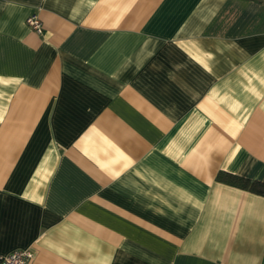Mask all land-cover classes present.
I'll list each match as a JSON object with an SVG mask.
<instances>
[{
	"label": "crops",
	"instance_id": "1",
	"mask_svg": "<svg viewBox=\"0 0 264 264\" xmlns=\"http://www.w3.org/2000/svg\"><path fill=\"white\" fill-rule=\"evenodd\" d=\"M219 171L264 181V0H0V254L264 264Z\"/></svg>",
	"mask_w": 264,
	"mask_h": 264
},
{
	"label": "built area",
	"instance_id": "2",
	"mask_svg": "<svg viewBox=\"0 0 264 264\" xmlns=\"http://www.w3.org/2000/svg\"><path fill=\"white\" fill-rule=\"evenodd\" d=\"M27 25L35 32H43V23L36 12L26 18ZM33 254L29 249H15L6 254H0V264H28Z\"/></svg>",
	"mask_w": 264,
	"mask_h": 264
},
{
	"label": "trees",
	"instance_id": "3",
	"mask_svg": "<svg viewBox=\"0 0 264 264\" xmlns=\"http://www.w3.org/2000/svg\"><path fill=\"white\" fill-rule=\"evenodd\" d=\"M216 178L221 182L264 195V181L249 179L227 171H219Z\"/></svg>",
	"mask_w": 264,
	"mask_h": 264
}]
</instances>
